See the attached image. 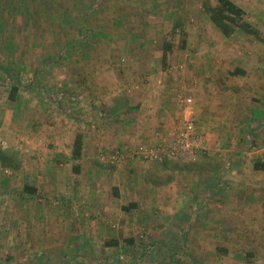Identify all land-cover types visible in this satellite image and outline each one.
I'll return each mask as SVG.
<instances>
[{"label": "crops", "instance_id": "1", "mask_svg": "<svg viewBox=\"0 0 264 264\" xmlns=\"http://www.w3.org/2000/svg\"><path fill=\"white\" fill-rule=\"evenodd\" d=\"M192 1L199 3L197 10L204 14L206 6L217 3ZM231 1L246 11L239 1ZM119 9L121 15H134L130 9ZM76 10L62 9L60 26L47 24L40 31L53 33L54 29L60 34L59 44L50 35L51 45L45 41L44 49L40 39L32 40L39 32L32 18H25L28 23L23 26L18 25V16L9 18L11 26L0 22V139L3 146L20 148L16 168L0 165V175L9 170L19 180L12 213L0 217V254L13 256L15 264H125L127 259H119L122 251L139 254L130 258L137 262L142 258L141 264H264V232L257 227L259 221L264 222V171L253 168L255 161L264 159L263 142L257 141L264 138L258 139L260 134L264 136V107L259 104L257 110L250 109V100L248 108L242 107L238 100L243 80H250L249 68L243 56L230 55L227 40L239 31L225 33L209 16L204 27L213 29L222 42L208 46L211 40L206 41L201 30L203 42H194V46L203 53L185 61L177 45L174 48L163 38L160 44L155 37L150 39L149 25L125 24L115 29L116 25L104 19L106 14L108 18L115 15L113 9L92 17L90 40L80 37L71 43L72 27L79 29L78 23L90 17ZM26 11L31 12L30 8ZM69 14L78 19L75 25L67 23ZM145 14L140 8V19ZM47 15L52 17V11L47 10ZM251 24L259 32L255 41L261 42L263 23L253 19ZM160 28L155 30L163 37ZM4 31L25 32L28 42L17 35H8L5 42ZM164 43L170 49L163 57ZM68 44L79 49L75 59L60 62L53 58V50L63 45L68 48ZM37 46L40 56L21 55L22 49L33 52ZM212 48H223V54H209ZM219 62L224 66H211ZM46 65L48 71L40 72L43 77L46 72L54 75L56 69L60 73L63 85L55 89L61 90L65 104L59 103V109L51 102L56 99L53 92L45 89L50 103L39 104L32 97L38 93L32 80L22 84L25 74L38 77L35 69L40 71ZM179 65H185L186 72ZM263 65L261 62L257 68L258 78L264 76ZM235 68L244 72L226 74ZM10 76L19 85L14 100L8 98L11 82L5 84ZM180 95L192 98L193 118L202 146L209 151L227 145L243 125L250 129L247 137L256 140L254 146L245 154L238 150L232 154L239 165L229 174L240 178V183L218 187L215 180L224 171L220 163H211L212 157L206 163L199 156L194 163H180L170 159L150 162L132 155L135 149L156 141L157 133H167L179 123ZM73 96L83 98L79 103L83 109L75 105L78 113L69 109ZM256 96L261 99L256 102L262 103L264 90L257 89ZM40 106L44 108L37 109ZM76 133L81 134L82 145L79 157L73 159ZM101 149H120L125 156L116 164L102 162L98 159ZM253 156L256 159L250 161ZM161 175L166 177L158 178ZM217 188L219 195L213 199L211 191ZM39 196L45 201L38 202ZM140 228L148 236L137 251Z\"/></svg>", "mask_w": 264, "mask_h": 264}, {"label": "rangeland", "instance_id": "2", "mask_svg": "<svg viewBox=\"0 0 264 264\" xmlns=\"http://www.w3.org/2000/svg\"><path fill=\"white\" fill-rule=\"evenodd\" d=\"M236 1H239L240 3L244 5L246 9V11H244L245 12L244 18L247 21H249V23H252L253 19L254 20L257 19L258 21H261L263 23L262 25L263 31L261 32L264 35V0H236ZM28 3H29V7H28ZM86 4H89V5H86ZM198 5L199 3L195 5V3H193L192 0H83V1L82 0H3V6L2 8H0V13L2 14V16H0L2 20H0V22L2 26L3 24L5 26H11L12 24H9V23L10 22L13 23V20H10L9 18L18 16L21 18L18 21V25L23 26L28 23V21L25 20V18H28V17L32 18L34 23H36L35 24L36 29L39 30V32H35L32 40L40 39L41 43L39 45L42 46L44 49L45 41L48 46L51 45V41H52L51 36L52 37L54 35L56 36V44H59L61 41L59 32H55L54 29L51 31L53 33L40 32V31L44 30V27L47 24H50V25L54 24V25L60 26L59 18L61 16L59 13H61L62 9H66L74 13L77 12L76 9H81L83 10V14H84L83 17L88 16V15L90 16L88 18L86 17L83 20L84 23L81 21L78 23V25L81 26L79 29H77V26L72 27L74 34L72 32L71 34L74 36V39L71 40V43L78 40L80 37L84 41L90 40L92 37L90 25L93 19H95L92 17L94 15L99 14V12L101 11L108 12L109 9H113L114 11L116 10L115 15H113L112 17L110 16L108 18L107 17L108 14H106V18L104 17V19L106 21H109L108 23H111L112 25H116L115 29H118V26L119 28L123 26L125 27V24L127 26L142 25L144 27L149 25L150 27L148 28V30H150V32L148 33H149L150 39H153V37H155V39H158V41H160L161 38H163V40H167L168 42H170L174 48L178 46L176 48L177 52L179 51L182 53V55H180V58L184 56L185 61H187V59H192V57H195L196 54L203 53V52L200 53V49L194 46L195 44L194 42H197V43L203 42V39L201 38V36H203L204 33L201 32V30H204V32L206 33V41L211 40V42L209 41L207 43L208 46H214L215 43L218 44L219 42H222V40L218 39L213 29H210L206 26L204 27V25L208 23L209 21L208 18L209 16L211 17V15L209 14V12L204 11L206 14H204L202 11L199 12L197 10ZM29 8L31 12L26 11ZM119 8H123V10L130 9L132 12H134V15L132 16L121 15ZM140 8L146 10V14L144 15V17H141V19L139 15ZM134 9H136L137 11H134ZM47 10L52 11L53 13L52 17L51 15H47ZM253 10L255 11L253 12ZM24 15L26 16L24 17ZM69 16L71 17H69L66 20L67 23L69 22L75 25L78 19L75 20L74 16L72 17V15L70 14ZM86 24H88V27H85ZM157 26L161 27L160 30L162 31L163 37L161 36L160 33L158 34L156 33L155 27ZM193 27H196V28L194 32H191V29H193ZM158 31L159 30H157V32ZM68 32L69 31H67V33ZM1 35L4 39L3 41L5 42H6V38L8 35H17L19 39L24 38L25 42L26 43L28 42L27 34L22 31L20 32L4 31L1 33ZM118 39H121V38H118ZM258 39L259 37L255 38L253 35L244 34L241 32H235L232 34V36L228 37V40H227L228 43H231V45L227 44V46H229L227 47V50L229 49L230 55L236 54V55L243 56L249 68L250 80H243L241 84V89L237 93L238 100L242 104V107L245 106L246 108H248L247 100H250L249 107L250 109H254V110H257L260 106L264 107V100L262 101V103L256 102V99L261 100L260 98H257L256 96L257 89L264 90V86H262L264 84V76H261L259 78L257 77V75L259 74L257 72L259 63L261 62L264 63V38L260 37V39H263L261 40V42L255 41ZM161 41L159 42V44L161 43ZM155 43L157 44V42ZM187 44L191 45V47H189ZM207 44L203 43L204 46H207ZM231 48L233 50H231ZM46 50H48L47 47H46ZM221 50L223 51V48L221 49L212 48L209 51V54L215 55L218 57L219 55L223 54ZM32 51L33 52H28L26 51V49H22L21 55L25 57H28L30 55L31 59L40 56L41 50L39 46H37L35 49H32ZM77 52H79V49L76 50L75 48H71V45L68 44V48H67V45H63L60 47L59 50L57 49L53 50L52 56L53 58L58 59V61L64 62L68 58H71V59L74 58ZM4 55L5 57L7 56L6 52L4 53ZM176 57H179V56H176ZM180 63L183 65V61H181ZM214 65L215 66L219 65L220 67L224 66L223 63L211 64V66H214ZM56 66L59 67V65H56ZM178 67L180 70H183V72H186L185 68L187 67H185V65L183 68H181L180 65ZM40 69H41L40 71H38V69H35V72H37V75H40V72L44 73V71H48L47 65L42 66ZM50 69L51 68L49 67V70ZM263 73H264V69H263ZM226 74L229 76L232 75L230 71L228 72L226 71ZM14 76L17 78L18 77L20 78L19 75L18 76L14 75ZM49 76L53 77V79H50ZM10 80H12L11 76H10ZM10 80L5 81V84L8 83L10 85ZM21 80H22L23 85H25L26 83L28 84L29 81L32 80L33 88L37 89L38 91V93L35 92V95L32 97L35 100H37L39 104L44 103L46 105L50 103V100H49L50 93L45 92L46 91L45 89L53 92L52 96L55 97L56 99L52 100L51 98V102L52 104H54V106L60 105L62 107L61 104L63 102L65 104V100L63 101L61 100V97H63L62 95H60L61 90L55 89V87L60 88L61 86L59 84H62V80L60 79V73L58 69H56V72L54 75H49V73L46 72L44 77L43 75H40L37 77L36 74L27 73L25 74V77L23 76L21 78ZM71 83L74 85V82H71ZM50 85H53L52 89H50ZM68 88L73 89L75 87L68 86ZM77 97L73 96L71 99V103H74L73 105H71L72 108L69 107V109L71 110V113L72 112L78 113V111L75 110L74 108L76 107L75 105L77 106L79 105V103L81 102L83 98L81 97L77 98ZM185 97H189V96L180 95L179 99L181 100L182 98H185ZM60 106H57V109H59ZM78 107L79 109L84 108V106H81V105H79ZM40 108L43 109L44 106L42 107L40 106L37 109L40 110ZM57 109L55 108L56 111H58ZM90 116L91 114L88 113L87 117H90ZM84 120L85 119L83 118V121ZM45 125H47V123ZM246 126L248 125L246 124ZM34 131L35 129L33 130V132ZM250 133H251L250 129L247 130V128L246 127L244 128V125H243V128L240 132H236L232 134V136L230 137V142H228L227 145H224L222 147L219 146L221 147V149H217L212 152L206 149L204 146H202V148H200L199 151L197 152V155L195 158L196 160L195 159L185 160L182 158H165L164 160L170 159V160L180 161V163H187V162L194 163V160L196 162L197 159L201 157L200 160L206 163L208 159L212 157L211 163H213L214 166H217L220 163L221 164L220 168H222V170L224 171L223 172L224 174L222 175V177L220 178L219 176L215 180V184L218 187H222V185H225V184L231 185L230 183H236V182L240 183L241 182L240 178L237 179L233 176V174H229L232 169H235L236 166L238 167L239 165L238 160L235 161L233 159L232 154L234 153L233 151L235 150H238L242 152L243 154H245V152H247L252 146H254L253 143H256L255 142L256 140L252 141L249 138L250 136L247 137V135H250ZM261 137L263 138L264 136L260 134L258 139H262ZM257 141L258 143L263 142V143H260V146L262 147L264 146V138L263 140H257ZM249 142H252V143L248 145ZM0 149L3 150V152L6 151L7 156L10 155V157H12V160L16 159L17 157L19 158L20 148H18L17 150L13 146H3L2 139H0ZM111 151L113 150L112 149L111 150L110 149L109 150H104V149L99 150L98 159L100 160L99 156L101 153L109 154ZM217 155H220V157ZM242 159L245 160L247 158L244 157ZM255 159H256V156H253V158H250V161H253ZM102 162H105V161H102ZM236 176L241 177V175L240 176L236 175ZM163 177H166V176L161 175L158 178L163 179ZM263 178H264V174H263ZM17 181H19L17 176L14 173H11V171L9 170H8V173L5 172L2 175H0V217H5V215L10 216V213H12V209L16 204L15 195H17V193L15 191H19L17 187ZM218 191H219V188H217L213 192L211 191V197L213 198V195L218 196L219 195ZM38 200H39L38 202L45 201L44 198L41 196H39ZM257 227L261 229L260 230L261 232L262 231L264 232V222H262L261 224L259 221L257 223ZM140 233H145L146 237L148 236L146 229L144 228L138 229V231L136 232L137 234L136 237L139 240L137 241L138 243L136 245L137 251H139L140 244L142 245L143 241H145V240L142 241L139 238ZM5 253L6 252H4L3 254ZM124 253L126 252H123V251L121 252L119 259L122 261L127 259L125 260L127 262L125 264H139V262L140 264L142 263V260H143L142 258H140L141 260L140 261L138 260V262L131 261L133 260V258H130L131 256L138 257L139 254L131 255L130 253H126V254ZM3 254H0V264H15V262H13L15 259H13L14 257L12 255H11L12 257H7V255H3ZM232 257H234V259L238 258L237 256H233V255ZM146 258H147V254H145V259Z\"/></svg>", "mask_w": 264, "mask_h": 264}, {"label": "built area", "instance_id": "3", "mask_svg": "<svg viewBox=\"0 0 264 264\" xmlns=\"http://www.w3.org/2000/svg\"><path fill=\"white\" fill-rule=\"evenodd\" d=\"M181 118L179 123L167 133H157L158 139L139 147L132 152L144 160L161 162L165 158H182L193 160L197 152L202 148V139L198 133L192 114V98L185 97L180 101ZM120 149L111 151L109 154L101 153V161L116 164L124 157ZM146 234L140 233L139 238L145 240Z\"/></svg>", "mask_w": 264, "mask_h": 264}, {"label": "trees", "instance_id": "4", "mask_svg": "<svg viewBox=\"0 0 264 264\" xmlns=\"http://www.w3.org/2000/svg\"><path fill=\"white\" fill-rule=\"evenodd\" d=\"M207 12L211 15L212 20L217 21L219 26H221L222 30L225 33H228L230 29H236L241 33L253 35L255 38L259 37L258 30L252 26L251 23H249L245 18V12L244 10L237 6L233 1L231 0H217L216 5L207 7ZM170 49V45L167 43H164L163 47V57L166 55V51ZM244 71L239 68H235L231 71V74H242ZM10 79V78H9ZM10 90L8 93V98L10 100H14L15 96L17 94V91L19 89V85L16 84V82H12L10 80ZM81 134L76 133L73 145H72V152L71 157L73 159L79 157L81 152ZM0 149V165L3 167H10L16 168L19 165V159L18 157L14 160H12V157L10 155L7 156L6 151ZM164 162V161H163ZM76 168V167H75ZM253 168L256 170H262L264 171V159L258 160L253 163Z\"/></svg>", "mask_w": 264, "mask_h": 264}]
</instances>
